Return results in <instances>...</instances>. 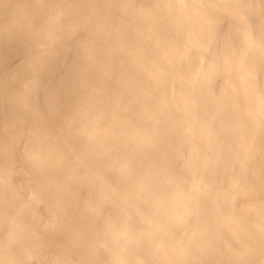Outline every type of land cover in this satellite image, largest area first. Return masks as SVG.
Wrapping results in <instances>:
<instances>
[{
	"label": "clouds",
	"instance_id": "obj_1",
	"mask_svg": "<svg viewBox=\"0 0 264 264\" xmlns=\"http://www.w3.org/2000/svg\"><path fill=\"white\" fill-rule=\"evenodd\" d=\"M0 264H264V0H0Z\"/></svg>",
	"mask_w": 264,
	"mask_h": 264
}]
</instances>
